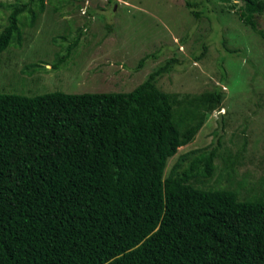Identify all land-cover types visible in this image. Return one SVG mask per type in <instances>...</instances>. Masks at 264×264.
Segmentation results:
<instances>
[{
  "label": "trees",
  "instance_id": "16d2710c",
  "mask_svg": "<svg viewBox=\"0 0 264 264\" xmlns=\"http://www.w3.org/2000/svg\"><path fill=\"white\" fill-rule=\"evenodd\" d=\"M44 1L8 5L0 53L22 44L24 19L33 26ZM239 1L227 11L264 40V0ZM201 4L186 0L197 18ZM177 61L130 91L0 93V264H264V183L249 196L202 185L215 175L223 136L181 154L165 176L225 98L223 65L213 90L160 89ZM222 158L232 179L235 161Z\"/></svg>",
  "mask_w": 264,
  "mask_h": 264
},
{
  "label": "rangeland",
  "instance_id": "374dc122",
  "mask_svg": "<svg viewBox=\"0 0 264 264\" xmlns=\"http://www.w3.org/2000/svg\"><path fill=\"white\" fill-rule=\"evenodd\" d=\"M13 2L0 0V30ZM232 2L203 0L197 9L204 13L197 18L186 0H45V11L33 26L24 19L22 44L0 53V93L130 91L175 57L174 69L159 78V88L199 94L221 84L223 65L222 109L210 114L195 140L169 159L165 176L181 154L216 139L222 111L227 123L219 154L233 158L234 176L223 170L221 156L212 180L202 185L232 186L242 196L257 193L264 183V40L235 10L227 11ZM257 19L264 28V16ZM80 29V44L68 51ZM153 53L138 69L140 60Z\"/></svg>",
  "mask_w": 264,
  "mask_h": 264
},
{
  "label": "water",
  "instance_id": "95a60500",
  "mask_svg": "<svg viewBox=\"0 0 264 264\" xmlns=\"http://www.w3.org/2000/svg\"><path fill=\"white\" fill-rule=\"evenodd\" d=\"M222 118H223V112L222 111H220L219 112V130H218V135L216 136V143H217V141H218V139H219V137H220V135H221V133H222V129H223V120H222Z\"/></svg>",
  "mask_w": 264,
  "mask_h": 264
}]
</instances>
